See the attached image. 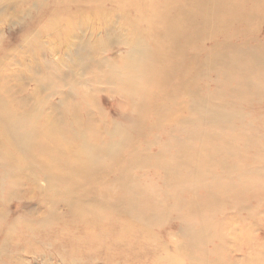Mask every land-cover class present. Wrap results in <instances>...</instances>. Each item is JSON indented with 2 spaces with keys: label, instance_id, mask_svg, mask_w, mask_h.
I'll return each mask as SVG.
<instances>
[{
  "label": "rangeland",
  "instance_id": "374dc122",
  "mask_svg": "<svg viewBox=\"0 0 264 264\" xmlns=\"http://www.w3.org/2000/svg\"><path fill=\"white\" fill-rule=\"evenodd\" d=\"M103 1L82 0L76 9L68 0H0L1 85L4 91H22L31 102H48L45 113L58 103L55 93L67 92L71 82L90 93L95 89L102 120L109 124L119 113L117 121L127 131L121 138L122 165L103 163L99 171L106 180L90 176L85 184L103 186V193L123 174L125 197L136 195L147 220L108 213L82 224L64 219L48 231L49 241L72 249L67 260L45 246V257L13 248L9 263L0 264H153L176 245L188 251L183 257L168 255L176 264H264V0L230 5L231 20L211 37L203 27L196 32L190 27L183 79L164 88L152 83L149 95L134 105L108 96L113 87L101 79L112 62L124 60L128 49L122 41L135 35L145 44L155 35L151 15L164 0L119 1L130 11L100 8ZM80 43L86 49L74 50ZM96 45L100 49L89 53ZM91 71L97 82L89 79ZM178 80L182 85L175 88ZM93 135L99 144L112 143L96 127ZM134 152L138 162L132 161ZM39 208L37 201L29 207ZM61 211L64 207L56 212ZM60 230L67 235L59 238ZM184 233L197 235V242L188 244ZM148 244L156 251L148 252Z\"/></svg>",
  "mask_w": 264,
  "mask_h": 264
},
{
  "label": "bare ground",
  "instance_id": "6f19581e",
  "mask_svg": "<svg viewBox=\"0 0 264 264\" xmlns=\"http://www.w3.org/2000/svg\"><path fill=\"white\" fill-rule=\"evenodd\" d=\"M56 1L59 4L61 0ZM68 1L79 9L78 3L82 0ZM119 1L124 0H104L99 3V7L106 8L104 6L108 4L114 10L130 11ZM240 1L204 0L198 4L196 0H164V4L152 12L156 26L153 30L155 35L150 40L142 44L133 35L130 40L122 41L128 49L124 60L118 65L109 63L111 69L101 79L113 87L106 94H111L112 99L120 97L122 103L126 102L127 105H134L135 102L141 103L149 95L152 83H158L160 88H164L174 78L183 79L180 76H183L184 71L188 29L194 27L196 32L203 27L201 32L208 37L213 36L219 25L226 27L228 20H231V6ZM248 1L255 6L259 4L258 0ZM242 2L246 3L247 0ZM110 7L108 8L111 9ZM218 11H222L224 16L215 14ZM106 30L105 28V32ZM145 34L148 32L145 31ZM86 46L80 43L74 50H84ZM98 49L100 48L96 45L87 51L94 54ZM252 60L258 61L257 58ZM94 69L95 63L92 67ZM94 73L90 72L89 79L97 82L99 79ZM54 79L55 82L62 83L61 80ZM176 83L175 88L182 85L180 80ZM54 84L50 82V87ZM69 85L71 88L67 92L55 93L60 95L58 103L51 105L50 113H45L42 106L48 102H31L28 96H22V91L17 94L11 90L4 91L0 80V262L9 263L12 252L10 249L13 248L35 257H45V246L52 248V255L57 254L67 260L68 252L72 249L49 241L52 227L58 228L60 221L64 219L82 224L92 220L96 214L100 216L108 213L126 217L133 222L147 220L136 205V195L125 197L124 192L128 188L121 182L123 174L117 181H110L108 189L103 193V186L100 189L97 186L87 189L91 184L85 183H88L90 176L101 179L99 176L102 175L106 180L105 175L99 171L103 163H108L110 168L122 165L120 153L127 130L122 129L121 120L117 121L119 113L114 114L109 124L102 120L103 110L96 105L98 94L95 89L90 93L89 88L82 83L71 82ZM223 118L227 120L229 117L225 114ZM95 127L97 132L106 134L112 143H97L93 135ZM131 157L133 162H138L140 158L136 152ZM53 164L60 165L61 170H55ZM119 192H123L124 197L118 198ZM36 201L41 209L30 210L29 207ZM54 207L57 208L53 209ZM60 207H64L65 212L57 214ZM66 235L63 230L58 234L59 238ZM183 235L188 239V244L197 242V235ZM72 242L78 244L77 241ZM148 245V252H151L150 249L156 251L154 246ZM74 247L81 253L80 246ZM166 250L160 254L161 260L156 258L153 264H176L169 261L168 255L178 253L183 257L188 253L181 245ZM76 256L74 251V257Z\"/></svg>",
  "mask_w": 264,
  "mask_h": 264
}]
</instances>
